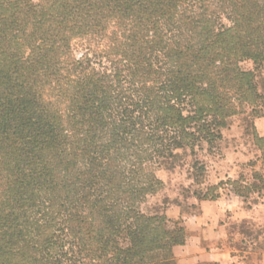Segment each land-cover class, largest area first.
<instances>
[{"label":"trees","instance_id":"16d2710c","mask_svg":"<svg viewBox=\"0 0 264 264\" xmlns=\"http://www.w3.org/2000/svg\"><path fill=\"white\" fill-rule=\"evenodd\" d=\"M263 70L264 0H0V264H176L148 169L257 113Z\"/></svg>","mask_w":264,"mask_h":264},{"label":"rangeland","instance_id":"374dc122","mask_svg":"<svg viewBox=\"0 0 264 264\" xmlns=\"http://www.w3.org/2000/svg\"><path fill=\"white\" fill-rule=\"evenodd\" d=\"M183 8L190 11L198 7L187 1ZM214 17L216 29L230 26V21L223 13ZM71 46L74 54L80 55L88 45L86 41L76 38ZM239 66L248 71L252 69V62L244 60ZM259 74L260 79L264 80V70ZM262 80H259V91L264 87ZM241 110V114L228 119V128L221 131L222 139L215 141L210 151L206 150V144H202V149H195L196 155L192 157L188 149L184 153L178 151L180 160L175 169H148V173H153L160 184L155 194L150 195L141 206V210L164 215L168 220L167 229L182 230L183 244L172 248L176 264H179L177 256H184V251L175 253V250L179 251L189 241L192 248L198 246L209 251L212 246L210 238H214L218 231L221 241L215 247L230 251L236 255L239 263L254 264L260 251L264 250L262 229H258L256 222L240 221L241 215L238 213L242 207L252 208L264 204V148L256 143L253 127L254 120L263 114L264 106L257 113H252L245 105ZM193 159L203 166L202 171L191 168ZM233 182L250 188L245 202L234 194L233 186L236 185H232ZM254 186L255 189L251 188ZM261 212L264 215V207ZM257 218L256 212L252 219L257 221ZM212 227L213 230L210 229ZM204 232L205 238L202 237ZM179 259L182 258L179 256ZM181 262L184 263L183 259Z\"/></svg>","mask_w":264,"mask_h":264},{"label":"crops","instance_id":"0c3cea01","mask_svg":"<svg viewBox=\"0 0 264 264\" xmlns=\"http://www.w3.org/2000/svg\"><path fill=\"white\" fill-rule=\"evenodd\" d=\"M253 127H254V130L259 137H264V112L260 117H258L254 120ZM206 205H208V204H206ZM204 206H205V204L202 205V207H204ZM263 207H264V204H258L252 208L242 207L238 211L239 215H241L240 221L256 222L258 229L259 230L262 229V232H263L262 236H264V218H263L264 215L261 212ZM256 212H257V217H258L257 221H256V219H252L253 215H255ZM210 229L213 230V227ZM219 229H220V227L218 228V230ZM205 230H207V229H205ZM218 232L215 234L214 238H210V243L212 244V246H211L209 251L205 248H203V249L201 247L199 248L198 246H196V248L195 247L192 248L189 245L190 244L189 241H187V243L184 246H181L179 248L180 249L179 251L175 250V253L184 251V256L179 255L180 258L183 259L184 263H182L181 262L182 259L180 260L179 256H177L178 257L177 259L179 260L178 261L179 264H181V263L182 264H204V263H210V264H245L244 262L239 263L236 255H234L230 251H225L223 249L215 247L216 245L218 246V244H219L218 242L221 241ZM202 237L205 238V232L202 235ZM197 241H200V244H201L200 239H198ZM213 244H215V245H213ZM254 264H264V250L260 251L259 257H258V259H256Z\"/></svg>","mask_w":264,"mask_h":264}]
</instances>
